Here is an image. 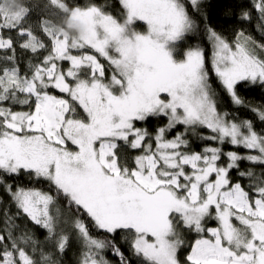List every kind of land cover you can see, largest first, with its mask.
<instances>
[{
  "label": "snow or ice",
  "instance_id": "6c2138e0",
  "mask_svg": "<svg viewBox=\"0 0 264 264\" xmlns=\"http://www.w3.org/2000/svg\"><path fill=\"white\" fill-rule=\"evenodd\" d=\"M207 7L0 0V264H264V0Z\"/></svg>",
  "mask_w": 264,
  "mask_h": 264
},
{
  "label": "trees",
  "instance_id": "16d2710c",
  "mask_svg": "<svg viewBox=\"0 0 264 264\" xmlns=\"http://www.w3.org/2000/svg\"><path fill=\"white\" fill-rule=\"evenodd\" d=\"M207 3L208 15L206 22L218 32L231 37L236 29L243 27L253 35L258 36L254 27L255 19L251 24L239 19L241 9L251 7V0H207ZM253 15L255 16V12H253ZM201 39H204V37L200 33H197L196 36L189 38L188 43H198ZM213 86L218 87L215 83ZM219 94L221 95V105L224 110L231 111L235 106L231 104L228 96L224 93ZM239 94L250 106H257L264 103V89L258 86L251 87L245 85L239 89ZM237 115L249 118L251 113L248 109H240Z\"/></svg>",
  "mask_w": 264,
  "mask_h": 264
}]
</instances>
